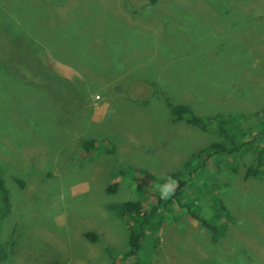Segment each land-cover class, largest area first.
I'll return each instance as SVG.
<instances>
[{
  "label": "rangeland",
  "instance_id": "1",
  "mask_svg": "<svg viewBox=\"0 0 264 264\" xmlns=\"http://www.w3.org/2000/svg\"><path fill=\"white\" fill-rule=\"evenodd\" d=\"M0 159L10 264H264V0H0Z\"/></svg>",
  "mask_w": 264,
  "mask_h": 264
},
{
  "label": "trees",
  "instance_id": "2",
  "mask_svg": "<svg viewBox=\"0 0 264 264\" xmlns=\"http://www.w3.org/2000/svg\"><path fill=\"white\" fill-rule=\"evenodd\" d=\"M39 49L42 50L40 47H39ZM37 56L38 55L34 56L33 60L35 63L41 65L40 59ZM117 58H119V57H117ZM39 76H40V74H38V77ZM29 84H30V82H29ZM173 114H174V121H181L183 119H186V121L188 123L202 125V127L204 129L206 128L205 122L201 118H198L195 115H193L192 111L190 110V108L188 106L179 105V106L173 107ZM82 143L84 145H92L93 143H96V141L94 138H91V139H87V140L84 139ZM0 163L2 164L1 159H0ZM186 166L188 167V163L186 164ZM0 167H1V165H0ZM0 170H1V168H0ZM258 173L261 174V171L258 169L250 168L247 170L246 178H248L252 175L258 176ZM175 176L178 177L179 174L176 173V175H174L173 178H176ZM181 187H182V183H180L177 190L179 191V188H181ZM114 189H115V186H112L109 188L110 191H114ZM178 191L174 193L175 196L178 195V193H179ZM174 195L172 197H175ZM162 202H163V199L158 198V200H157L158 205H160ZM110 209H112L116 212H119L123 216L127 215V216L133 218L134 216L138 215V213L142 210V202H140V201H127L121 205H113V207ZM9 210H10L9 191H8V189L5 188L3 174L0 171V220L6 218ZM143 235H144V232H137L136 233L133 231L131 233L130 238H129L130 239L129 240V248L125 252L123 257L133 256L139 252L140 244H141V240H142ZM86 236L88 239H92L94 241L96 240V236L93 233H89ZM10 239H11V237H10ZM15 245H16L15 240L10 241V243L9 242L5 243L2 236H0V262L1 263H5V262H7L6 264L12 263V262H10L9 257L11 255H13L12 254L14 252L13 247ZM244 257H245V259H247L249 256H244Z\"/></svg>",
  "mask_w": 264,
  "mask_h": 264
},
{
  "label": "clouds",
  "instance_id": "3",
  "mask_svg": "<svg viewBox=\"0 0 264 264\" xmlns=\"http://www.w3.org/2000/svg\"><path fill=\"white\" fill-rule=\"evenodd\" d=\"M175 185L176 181L171 176L165 178L164 183L158 185L161 198H167L172 193Z\"/></svg>",
  "mask_w": 264,
  "mask_h": 264
}]
</instances>
